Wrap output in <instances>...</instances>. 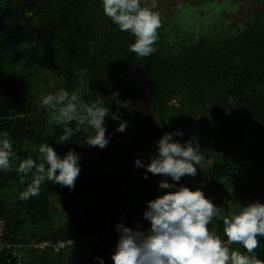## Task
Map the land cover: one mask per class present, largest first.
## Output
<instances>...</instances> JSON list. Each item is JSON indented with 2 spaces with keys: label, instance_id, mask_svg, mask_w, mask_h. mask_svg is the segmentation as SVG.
Here are the masks:
<instances>
[{
  "label": "trees",
  "instance_id": "trees-1",
  "mask_svg": "<svg viewBox=\"0 0 264 264\" xmlns=\"http://www.w3.org/2000/svg\"><path fill=\"white\" fill-rule=\"evenodd\" d=\"M257 1L241 24L215 17L177 41L160 26L156 51L141 58L129 51L134 37L104 16L100 0H0V132L9 133L14 151L11 170L0 171L4 239L57 241L106 225L117 233L119 222L146 229V201L168 190L158 188L165 177L147 173L143 178L146 170L134 160L148 163V149L177 124L186 129L173 139L197 141L204 159L195 177L168 178L169 183L199 188L226 215L241 205L264 204V0ZM199 9L187 4L182 11L197 16ZM77 69L89 82L84 102L102 99L127 122L120 133L115 131L119 121L105 118L110 148L87 147L91 131L76 122L68 125L73 129L68 143L58 144L63 126L50 124L53 110L39 107L46 87L76 89ZM42 143L61 156L78 153L80 174L71 190L45 182L38 197L21 201L19 193L32 176L18 175L16 167L35 159ZM56 213L64 220L54 226ZM208 228L227 243L222 221L213 220ZM117 238L58 253L32 251L26 264H98L96 257L113 264ZM259 239L253 253L264 262V237ZM0 264L17 261L4 250Z\"/></svg>",
  "mask_w": 264,
  "mask_h": 264
},
{
  "label": "clouds",
  "instance_id": "clouds-1",
  "mask_svg": "<svg viewBox=\"0 0 264 264\" xmlns=\"http://www.w3.org/2000/svg\"><path fill=\"white\" fill-rule=\"evenodd\" d=\"M104 16L115 24L119 31L128 32L134 37L129 51L144 58L153 54L161 18L154 11L156 0H100ZM48 71V70H47ZM78 87L71 93L64 88L49 92L42 96L39 107L52 109L54 114L50 124L63 126V134L58 144L68 143L73 129L68 125L76 122L90 130L86 138L87 147L104 149L109 138L105 118L119 121L116 132H124L126 121H121L119 113L110 112L103 100L86 103L83 93L89 89L85 79V71L77 69ZM55 83L53 78L50 83ZM118 92H112L115 100ZM123 107V106H122ZM125 108V107H123ZM174 136H183L182 131L165 133L156 142V152L148 163L140 158L134 165L144 168L143 178L147 173L165 177L158 182V188L168 190L155 199L146 201L143 219L150 226L141 230L139 227H126L124 223L115 224L118 238L110 259L113 264H264L256 256L244 254L239 250H231L228 245L238 244L248 254L260 247V237H264V204L252 202L241 205L239 210L225 214L199 188L190 190L186 186H178L182 177H195L204 159L197 141L189 140L180 143ZM38 156L19 162L17 174L31 175V182L19 193L21 201L38 197L41 186L45 182L67 187H75L81 168L78 153L69 150L59 155L49 143H42L37 149ZM14 156L13 144L9 133L0 132V171H10L11 158ZM222 221L223 233L227 243L215 233L210 232L208 225ZM98 264H105L103 258L96 257Z\"/></svg>",
  "mask_w": 264,
  "mask_h": 264
},
{
  "label": "rangeland",
  "instance_id": "rangeland-1",
  "mask_svg": "<svg viewBox=\"0 0 264 264\" xmlns=\"http://www.w3.org/2000/svg\"><path fill=\"white\" fill-rule=\"evenodd\" d=\"M211 2H215L218 7L213 8L212 5H208V3ZM257 2V0H156V7L153 10L158 12L162 18V30H171V33H167V36L171 37L172 41H177L183 36L186 37V35L204 28L205 25L211 24L216 20L215 17L227 20L228 24H241L247 13L253 12L254 8L257 7ZM150 4L151 0H148V5L150 6ZM187 4L191 7L200 6L197 16H194V13L189 10L182 11ZM223 22L225 23V21ZM164 35V33L160 35L161 39ZM38 90L39 89H37V91ZM40 90H42V88H40ZM49 92V89L46 87L44 93L48 94ZM170 125L175 127L174 123H170ZM176 127H178L177 130L179 131L186 129V127L179 124H177ZM177 130L174 129V131ZM107 147H111L110 141ZM139 151L147 153L144 149L139 148ZM148 151L149 154L151 153V156H153L155 148L152 147L148 149ZM67 211L69 212V210H66V212ZM63 220L64 215L56 213L53 215L52 223L54 226H57ZM231 250H239L244 252V254L253 255L252 253L248 254L239 245L233 247ZM79 261L81 262L82 260L79 259Z\"/></svg>",
  "mask_w": 264,
  "mask_h": 264
},
{
  "label": "built area",
  "instance_id": "built-area-1",
  "mask_svg": "<svg viewBox=\"0 0 264 264\" xmlns=\"http://www.w3.org/2000/svg\"><path fill=\"white\" fill-rule=\"evenodd\" d=\"M4 227L5 222L1 217L0 206V252L4 250L10 251L12 256L16 259L17 264H26V261L30 258V253L32 251H43L49 249L55 253H58L74 247L87 248L89 245L95 244L99 241H112L115 237H118V234L112 232L106 225L105 229L95 230L78 237L64 240L53 241L46 239L40 241L14 243L4 239ZM252 254L253 256H256L255 253Z\"/></svg>",
  "mask_w": 264,
  "mask_h": 264
}]
</instances>
